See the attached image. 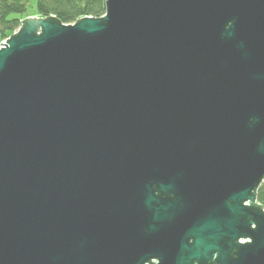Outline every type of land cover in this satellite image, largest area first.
Here are the masks:
<instances>
[{
  "label": "water",
  "instance_id": "obj_1",
  "mask_svg": "<svg viewBox=\"0 0 264 264\" xmlns=\"http://www.w3.org/2000/svg\"><path fill=\"white\" fill-rule=\"evenodd\" d=\"M0 45V264H264V0H107Z\"/></svg>",
  "mask_w": 264,
  "mask_h": 264
},
{
  "label": "trees",
  "instance_id": "obj_2",
  "mask_svg": "<svg viewBox=\"0 0 264 264\" xmlns=\"http://www.w3.org/2000/svg\"><path fill=\"white\" fill-rule=\"evenodd\" d=\"M107 0H0V43L10 38L22 22L36 10V16L55 17L65 25L80 19L102 18L106 14ZM257 201L264 207V182L258 189Z\"/></svg>",
  "mask_w": 264,
  "mask_h": 264
},
{
  "label": "rangeland",
  "instance_id": "obj_3",
  "mask_svg": "<svg viewBox=\"0 0 264 264\" xmlns=\"http://www.w3.org/2000/svg\"><path fill=\"white\" fill-rule=\"evenodd\" d=\"M32 15H34V16H30L29 18H32V17H39V16H36V14H35V12H36V10L34 9L33 11H29ZM43 18V17H42ZM28 19V18H27ZM25 21V20H24ZM22 26V25H21ZM21 28V27H20ZM19 28V29H20ZM19 29L16 31V32H18L19 31ZM5 41V40H4ZM6 43H7V41H6ZM2 48H0V50H1Z\"/></svg>",
  "mask_w": 264,
  "mask_h": 264
},
{
  "label": "built area",
  "instance_id": "obj_4",
  "mask_svg": "<svg viewBox=\"0 0 264 264\" xmlns=\"http://www.w3.org/2000/svg\"><path fill=\"white\" fill-rule=\"evenodd\" d=\"M7 40L2 41L0 44H5ZM0 48H2V45H0Z\"/></svg>",
  "mask_w": 264,
  "mask_h": 264
},
{
  "label": "clouds",
  "instance_id": "obj_5",
  "mask_svg": "<svg viewBox=\"0 0 264 264\" xmlns=\"http://www.w3.org/2000/svg\"><path fill=\"white\" fill-rule=\"evenodd\" d=\"M16 33V32H15ZM9 38H7L6 40H8Z\"/></svg>",
  "mask_w": 264,
  "mask_h": 264
}]
</instances>
